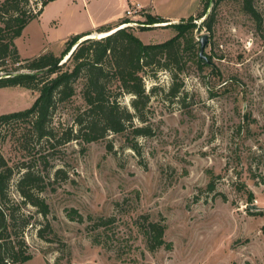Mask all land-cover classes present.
I'll return each instance as SVG.
<instances>
[{"label": "rangeland", "instance_id": "1", "mask_svg": "<svg viewBox=\"0 0 264 264\" xmlns=\"http://www.w3.org/2000/svg\"><path fill=\"white\" fill-rule=\"evenodd\" d=\"M154 1L190 13L197 3ZM212 1L211 30L202 24L206 16H198L206 0L193 15L198 46L208 35L209 65L200 70L188 62L179 99L166 97L169 71L146 79L147 91L157 85L146 113L154 134L138 138L140 151L123 134L109 133L85 149L76 141L53 148L26 136L25 121L0 127V148L9 162L29 165L48 181L40 193L47 216L31 204L25 209L34 223L25 233L33 254L26 264H264V0L256 1L261 24L240 0ZM123 2L51 0L16 39L20 56H61L75 36L112 22ZM119 22L91 36L112 32ZM169 25L129 28L144 42L159 43L176 34ZM37 95L21 85L0 87V115L30 107ZM131 97L122 99L130 107ZM74 105H82V98L60 105L54 123L72 125ZM58 168L63 172L56 177ZM12 192L18 197L15 187ZM74 209L81 219L69 216ZM150 221L165 225L170 248L150 249L143 230Z\"/></svg>", "mask_w": 264, "mask_h": 264}, {"label": "trees", "instance_id": "2", "mask_svg": "<svg viewBox=\"0 0 264 264\" xmlns=\"http://www.w3.org/2000/svg\"><path fill=\"white\" fill-rule=\"evenodd\" d=\"M50 1L0 0V87L21 85L38 92L30 107L1 114L0 127L15 120L25 121L28 124L23 127L26 136L30 134L53 148L76 141L85 149L86 144L102 140L109 133L123 134L128 146L140 151L138 138L154 134L152 126L146 123V113L156 95L157 85L147 91L146 79L155 77L160 70L169 71L173 80L166 97L179 99L184 89L181 75L186 73L188 62H193L200 70L209 65L200 57L199 41L193 34L197 27L194 16L169 25L177 32L164 42L146 43L129 27L94 37H90L92 31H88L75 36L61 56L46 52L37 57L22 58L16 39ZM240 1L242 9L261 24L263 15L256 6L257 0ZM211 2L206 0L205 8L198 15L206 16L202 24L209 30L216 20L214 12L208 13ZM163 21L166 19L148 13L140 27L151 29L150 24ZM111 29L107 25L99 27L98 31ZM76 44L71 56L60 64ZM47 67L50 68L45 70ZM126 95L132 96L131 107L122 101ZM76 97L82 98V105L73 107V124L56 125L54 120L60 105L74 102ZM136 120L144 123H136ZM112 148L110 144L109 149ZM43 158L47 159V155ZM18 172L22 173L14 181ZM62 172L63 169L58 168L56 177ZM45 178L43 172L29 165L18 168L12 165L0 148V264H26L32 259L25 233L34 224L33 214L25 209L31 204L45 216L49 213V205L40 195L48 185ZM209 186L214 188L213 183ZM13 187L18 197L13 194ZM248 209L251 211L250 207ZM77 214L75 209L69 212L71 218L81 219L82 215ZM143 230L150 249L172 246L165 239L162 223L147 222ZM44 232L38 229L42 238Z\"/></svg>", "mask_w": 264, "mask_h": 264}, {"label": "crops", "instance_id": "3", "mask_svg": "<svg viewBox=\"0 0 264 264\" xmlns=\"http://www.w3.org/2000/svg\"><path fill=\"white\" fill-rule=\"evenodd\" d=\"M141 3H143L146 6H150L149 8V13L155 16H161L164 19L170 20V21H179L182 19H187L190 16L194 15V13L198 10L199 6H200V0H197V3L195 5V9L193 12H187V8L186 7H179V6H175V7H164L160 4H157L154 0H149V2L146 4L143 1L139 0ZM121 8H119L116 12H114L111 16L110 19L112 22L107 21V22H103L100 25L98 24L96 27H93L87 31L84 32H88V31H92L95 30L101 26H107L112 24L115 21H119V19L122 17L123 15V10L125 7V4L123 2L122 6H120ZM83 32V33H84Z\"/></svg>", "mask_w": 264, "mask_h": 264}, {"label": "built area", "instance_id": "4", "mask_svg": "<svg viewBox=\"0 0 264 264\" xmlns=\"http://www.w3.org/2000/svg\"><path fill=\"white\" fill-rule=\"evenodd\" d=\"M150 6H146L139 0H127L123 10V15L117 28H124L130 26L140 27L144 25V17L149 13ZM152 26V24H150Z\"/></svg>", "mask_w": 264, "mask_h": 264}, {"label": "water", "instance_id": "5", "mask_svg": "<svg viewBox=\"0 0 264 264\" xmlns=\"http://www.w3.org/2000/svg\"><path fill=\"white\" fill-rule=\"evenodd\" d=\"M179 22H182V21H170V22H157V23H154L152 24L153 26H156V25H165V24H174V23H179ZM195 22V21H194ZM95 36V35H94ZM94 36H90V37H94ZM82 39H80L78 42H80ZM77 42V44H78ZM207 43H208V35L207 34H204L201 39H200V57L203 61L209 63V60H208V57L206 56L205 54V48L207 46ZM74 45V47L70 50V52L68 54H66L64 56V58L62 59V61L60 62V64L64 63L72 54V52L74 51L75 47L77 46ZM50 67H47L45 70L49 69ZM19 72H15V74H18Z\"/></svg>", "mask_w": 264, "mask_h": 264}]
</instances>
